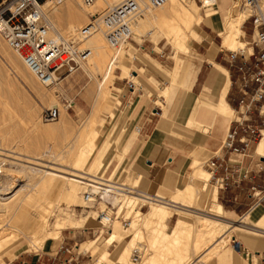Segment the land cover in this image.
Wrapping results in <instances>:
<instances>
[{"label":"bare ground","instance_id":"obj_1","mask_svg":"<svg viewBox=\"0 0 264 264\" xmlns=\"http://www.w3.org/2000/svg\"><path fill=\"white\" fill-rule=\"evenodd\" d=\"M119 1L120 0H99L93 5H85L81 0H49L44 4V14L50 19L53 25V28L47 34L48 38L55 42L59 41L60 37L66 39L79 38L80 42H82L81 45L89 50V55L87 56L86 62L83 64V68L94 78L97 75L95 84H92L85 92V96L92 104V112L86 117L83 123L81 121L82 125L76 130H73L67 124L66 116L68 113L66 108L70 104L63 105L64 108L60 111V118L58 117L59 120L56 119L57 122L55 125L47 124L42 126L40 121L35 125L42 135H59L61 141L46 157L47 162L54 165L58 163L68 164V166L70 165L69 167H71L69 168V173L59 174L54 170V165L50 164H43V168L27 169L25 166L20 167L17 165L4 167L3 165L7 164L4 162V164H1L2 161L0 162V172L3 169H5L6 172H11L8 174L11 175V180L9 181L12 183L11 185H14L13 187H15L17 179H25L23 185H21L12 196L8 198L0 197V229L3 226L10 229L8 232L3 233L2 231L0 234V250L8 251V249L15 246L22 237L31 238L33 241H31L32 244H42L49 237H55V239L59 238L58 235L61 232L59 229H57L56 232H47L52 217L56 212L57 205L61 201L66 202L68 200H75L82 188L87 190L88 186H90V182L101 180L100 173L103 171L101 168L102 160L96 161L94 155H88L87 157L86 148L82 147V141L87 140L90 147L87 150H90L89 152L93 154L99 136L104 135L105 127L110 125L113 119V112L110 111L106 114V118L103 119L102 126L97 128L93 127L97 115L102 114V117L104 116L103 112H105V110L100 108L101 102L106 99L113 100L109 87L116 77L115 69L122 67V75L125 76L129 73L128 66L130 63H133V61L130 55V41L122 42L117 47H111L107 44L100 26L97 27L91 35L83 39L79 35V30L84 25L91 22V18L89 17L90 14H95L96 12L101 14L108 8L119 3ZM202 1H204L202 7L206 8L205 16L199 13V7L195 2L189 0H168L160 7L144 10L133 21L131 38L133 34L134 36L136 34L147 36L152 31L158 30L178 52L184 50L188 51L191 47L190 42L201 38L198 35V25L204 22L213 27V17L218 13V7L216 6L218 0ZM259 4L264 12V0H259ZM240 5H243L241 0H232V3L223 9L225 15L224 21L222 26L217 29V33L221 37V45L223 48L230 51L245 49L251 52L252 48L245 39L246 33L243 29V25L247 17L252 14L253 9L246 5H243V9H239ZM77 26H79V28H77ZM64 27L67 28V33L69 35L64 33ZM0 49L6 58L13 61V63L16 62L17 59L7 51V48L2 43H0ZM17 55L22 59L25 67L35 76L23 58L18 53ZM23 64L22 66L24 67ZM39 82L41 83V81ZM41 84L45 87H51V91L48 93L40 91L39 95L43 99H48L53 102V107L51 108L58 107L60 110V106L57 104L60 90H54L52 87L55 85L47 86L43 83ZM168 89L169 92H171V87ZM215 110L229 118L236 115L235 111L225 100L220 101L215 107ZM112 142L110 146H112ZM110 146L109 149L111 148ZM257 147L255 151L256 154L259 153L258 155H263L264 139L259 144L258 153ZM13 163L16 162L14 161ZM203 164L204 162L201 161V159H194L189 168V181L186 183L184 190L174 192L170 195L156 193L154 197L151 196L150 193L140 191L138 188L134 190L135 187L127 186L124 182L123 184H119L116 181L113 182L109 180L117 186V190L110 200L113 207L117 209V212L123 213L124 210H126V212H130L129 216L133 215L127 227H124L120 222L122 227L126 230L131 229L135 220L144 215V225L152 228V230H150L152 232L151 234L148 227H145L146 230L148 229L149 234L152 235L153 245L159 244L158 246L160 248L167 249L185 245L187 252H189L188 248L194 249L197 253L201 250L203 251V254H201L202 257L207 258L215 256L224 247L226 243L225 235H230L231 229L239 232L249 230L253 233H264V231H262L264 228L257 224L264 220L263 206H258L246 216L237 218L240 224L231 225L230 222L225 220L228 219V214L217 201V187L210 182L212 174L209 170L204 168ZM135 174L136 173L133 172L130 175L133 176ZM80 198L82 205L87 203L96 204L85 200L84 195ZM194 198H197L198 204H200L207 214H195L194 210L193 212L188 209L190 206L187 203L192 202ZM101 203L105 205L104 202ZM140 204L149 205V211L143 214L141 211L142 209H139L141 206ZM110 211L111 210L108 209L107 212L110 213ZM93 213H96V211ZM174 213L177 214L176 222L172 230L167 232V221ZM194 215H197V217L195 216V218ZM116 220L117 219L112 220L108 227L109 231L113 230L112 227L117 222ZM94 222V216L90 215L78 220L76 225L92 227ZM197 222L203 224V232L202 230H198ZM247 224H250L253 228L247 227ZM111 231L108 232L107 237L101 236L95 240H91L89 244L85 245V249L98 252L103 243L104 246L111 245L117 241L118 237H120V240L128 239L127 243L119 250L120 252L117 253L118 256L116 259L109 256L111 255L110 251L101 250L100 252H103H98L99 257L96 259V262H100L101 260L105 262L106 260L105 264H124L134 247H138L139 250L142 251L141 257L144 256L143 251L146 250L145 246L140 245L141 243L136 245L137 239L142 237L143 234V232L141 233V228H135L134 232H131L132 236L130 237L128 235L130 238L127 236L124 238V235L118 236L116 232ZM204 237H208L209 239H205L206 242H203ZM235 238L238 239L237 237ZM190 242H192V246ZM240 242L242 243V241ZM116 249L114 251H116ZM114 251L112 253L113 255ZM185 253L186 252H184V254ZM162 256L163 255L158 256L157 254L152 255L143 264H162L160 262ZM184 257V259L172 261L170 264H187L193 258L190 254H185ZM140 260L141 258L137 261H132L139 262ZM190 264H196V260L194 259Z\"/></svg>","mask_w":264,"mask_h":264},{"label":"rangeland","instance_id":"obj_2","mask_svg":"<svg viewBox=\"0 0 264 264\" xmlns=\"http://www.w3.org/2000/svg\"><path fill=\"white\" fill-rule=\"evenodd\" d=\"M189 1L195 2V4L199 7V13L202 16L203 15L205 16L206 8H203L202 7L203 5H201L198 0H189ZM231 3L232 0H218V4L216 5L218 7V13L213 17L214 29L217 30L222 26L225 16L223 9L229 6ZM243 7H244L243 5H240L239 9H243ZM77 28H79V26H77ZM243 28L245 29L247 34L245 39L248 41V43H250L249 46L251 47L253 46L252 44H253L254 32L250 21H246ZM64 33L66 35H69L67 33L66 27H64ZM0 43L5 45L7 51H9L10 54L15 59H17L16 62L13 63V61H10L8 58L4 56V54L1 52L0 49V162L2 161L1 164L3 162L7 164V165H3L4 167L17 165L20 167L25 166L27 169L43 168L45 164L54 165L50 162H47L46 157L55 147L59 145L61 138L59 137V135L58 136L42 135L35 126L38 121L41 122L42 126L47 124L55 125L57 122L56 120L46 122L42 118L43 111L53 107L52 104L53 102H51L48 99H43L39 95V92L44 91L48 93L51 91L50 89L51 87H45L37 80V78L27 69V67H25V64H23L22 59L17 55V53L9 46V44L1 36H0ZM190 43H191V47L188 49V51L184 50L178 52L177 49L158 30L152 31L147 36H141L137 34L134 36L133 34L132 39L129 42L130 52H131L130 55L133 61V63H130V65L128 66L129 73L125 75L126 76L125 77L122 75L123 73L122 67H118V69L115 70L116 77L113 80L112 85L109 87L113 100L106 99L101 102L100 108H102V110H105V112H103L104 116L102 117V114L97 115L93 127L97 128L102 126L104 121L103 119L106 118L107 116L106 114L109 113L110 111L113 112L112 122L110 123V125L105 127L104 135L99 136L93 154L89 152L90 150L89 151L87 150L88 148H90L89 143H87V140L82 141L83 142L82 147L86 148L87 157L88 155H94L96 161L102 160L101 168L103 171L100 173L101 179H107L113 182L116 181L119 184H123L124 182L127 184V186H131L135 188H137L139 185L140 177L137 175V173L135 172L136 174L133 176L130 175L134 171L131 170L129 167H127L125 164L122 165L123 159L131 149V142H130L131 137L126 141L128 130H126L127 128L125 126V121L127 120L128 117L124 118L122 116V113L128 108H126L123 111H119L122 108V105L121 106L119 105V101H120V95L122 93L124 92H126L127 94L129 93L128 87L125 84V80H127L128 82L129 79L135 81L134 73H132V71L136 72V70L145 67V70L143 71L144 74L147 76L150 75L153 76L152 70L154 69L151 68L149 65H145L143 62H141V60L138 59L133 60V55L135 54V58H136L137 57L136 53L149 54V56L157 60L163 66V68H166L175 65L176 61L173 58V55L176 58L178 57L190 58L191 48L193 46V40ZM79 44L81 45L82 42H79ZM81 47H83V45H81ZM255 50L256 48L254 47V51ZM159 53H162L163 56H160ZM22 64L24 65V67L22 66ZM65 73H66V67L58 71V75H64ZM88 74L89 73L83 68L82 65L80 69L66 76L58 85L52 87L54 90L56 89L60 90L59 91L60 96L59 99H57V104L60 106V111L63 110L64 108L63 105L65 106L70 104V106L66 108V111L68 113L66 118H67L68 126H70L73 130H76L78 127H80L83 121H85L86 117L92 112L91 110L92 104L85 96V92L92 84H95V78L97 75L94 78L93 76H91L90 74L89 76ZM160 76L161 77L156 76L155 78L160 83H165L167 79L164 77L163 74L162 75L160 74ZM131 84L136 86L134 98L139 97L138 98L139 100L141 95H144L143 98L147 97L146 93H144L146 90L145 85H147V83H145L144 80H139L138 82ZM138 84H141L142 86L140 87ZM176 90L177 88L172 86L171 92L166 94V97L169 99L171 96L176 95L175 94ZM158 99H160V102H162L164 106L167 104V99L164 96L157 98L155 95L152 96L148 95L145 103L146 104L150 103L153 107L157 109H161L162 112V106L160 105V103L157 102L159 101ZM234 118H236V115L232 117V119ZM111 142H112V146H110ZM109 146L111 147L110 149ZM210 155H212V153L208 154L207 156H204L203 159H201V161L205 162V160H207L210 157ZM120 157H123L121 162H119ZM14 161L16 163H13ZM191 163H192V158L188 163L189 168L191 167ZM58 164H55L53 166L56 172H58L59 174L69 173V168H71L69 167L70 165L68 166V164L66 165L65 163L62 164L58 163ZM4 170L5 169L1 170L0 172V197L8 198L12 196L17 191V189L21 187V185H23V181L25 179L24 178H21L19 180L17 179V181L15 182V187H13L14 185H11L12 183L9 181L11 180L10 178L11 175H9L11 172L9 173L8 171L6 172V170L5 171ZM60 171H62L63 173ZM189 175L190 174L188 169V171L183 175L182 183L177 184L175 187H182L183 185H185L189 181L188 178ZM84 191L85 188H82L80 190V193L76 198L78 201L76 199L68 200L66 202L61 201L57 205L56 212L52 217L51 224L48 227L47 232H56L57 229H59L61 231L60 234L58 235L59 238L55 239V237L53 238L49 237L42 244H37V243L32 244L33 241L31 240V238L22 237L20 241L15 244V246L11 245L12 247L8 249V251L0 250V264H10V263L17 264L18 261L21 260L22 258L30 257L34 254L39 255L40 253H44V252L56 254L61 244H64L67 247H71L72 255H74V257L78 256L77 260L72 261L73 264H86L87 262L89 263L92 262L94 264H105L106 262L105 259H103L105 260V262L102 260L100 262H96V259L99 257V253L103 252V251L100 252L101 250L110 251L111 255L109 256L112 257L113 259L114 258L116 259V257L118 256L117 253L120 252L119 250L123 248V245L127 243L128 239L120 240V237H118L116 242L108 246L107 245L104 246L103 243L101 249L98 251L99 253L96 251H89V250H88L89 252H85L86 251L85 245L89 244L91 240H95L101 236L107 237L108 232H110L111 230L109 231V230L101 229L100 223L97 220L98 214L96 213L106 208V206L101 203L102 201L96 204H91V203H87L83 205L81 204L80 197L83 196ZM197 201H198L197 198H194L192 202L187 203L190 207L189 208L186 207V208L192 211L194 210L195 212L194 211L193 212L195 214H201V215L207 214L206 211L202 209V207L200 206V204H198ZM225 209L228 210V207L225 206ZM94 211H96V213H93ZM148 211H149V207L144 205L142 207L143 214H145ZM122 214L123 216H129L130 212L129 211L126 212V210H124ZM174 214L175 215H173L172 218H169L167 221L168 222V227L166 228L167 232H170L172 230L173 223L177 218V214L176 213ZM90 215H93L95 219V222L92 225V227H83L82 225H78V226L76 225L78 220L82 218H86ZM244 215L245 214L236 215L233 218L227 215L228 219L225 220L230 222L231 225H237L240 224L237 218H240ZM142 216H140L135 220L133 227L129 230L124 229L119 220H116L117 222L112 227L113 230L111 232H116L118 236L124 235V238L125 236L130 238L135 228L138 227L141 228V233L143 232L142 237H139L137 239L136 245H139L138 243H141L140 245L145 246L146 250L143 251L144 256L141 257V260L139 262H133L131 259L132 255L130 254L127 260H125L126 262H124V264H143L146 262V260H148L149 257L155 254H157L158 256L163 255L160 260L162 264H170L172 261H179L181 259H184L185 254L186 255L190 254L191 257L193 256V258L189 261L190 263L194 259L200 260V262L196 264H209L212 258L214 257V256L213 257L211 256V258L202 257L201 254H203L202 253L203 251L200 250V252L197 253L194 249L192 250V248H188L189 252H187L185 245H179L171 249L160 248L158 246L159 244L153 245L152 235L149 234V231L152 230V228L144 225L143 222L145 218L144 215ZM195 216L197 217V215H194V217ZM145 227H148L149 231L148 229L146 230ZM197 228L198 230H202V232L204 231L203 224L201 223L197 222ZM9 230L10 229L8 227L3 226L0 229V234L2 233V231L3 233H6ZM97 230L99 231V233ZM238 232L239 231L231 229L230 235L227 234L225 235V239H226L225 245L227 247L232 248V238L234 236L238 237L237 234ZM150 233L152 234L151 231ZM203 239H204L203 242H206L205 239L208 240L209 238L204 237ZM190 245L192 246V242H190ZM78 246H80L81 253L78 252ZM115 249L116 251H114ZM232 250L233 253L239 259L243 260L244 262L252 263V259L246 260L240 254H238L233 248ZM113 251H114V255L112 254ZM184 252L186 253L184 254ZM65 256L69 257L70 255L66 254ZM189 262L187 264H190ZM258 264H264V253L260 256V258H258Z\"/></svg>","mask_w":264,"mask_h":264},{"label":"crops","instance_id":"obj_3","mask_svg":"<svg viewBox=\"0 0 264 264\" xmlns=\"http://www.w3.org/2000/svg\"><path fill=\"white\" fill-rule=\"evenodd\" d=\"M197 30L201 40H193L190 58H176L173 55L176 61L173 66L163 68L149 54L136 53V58L135 54L133 55V60H141L154 70H152L153 76L144 74L145 67L136 72L132 71L135 81L129 79V83L144 80L147 83L144 92L147 97L148 95H155L157 98L164 96L167 99L165 106L160 99L157 101L162 106V112L150 103L146 104L147 97L143 98L144 95H141L139 100V97L134 98L135 91L132 92L129 89L130 94L124 92L120 95V101L118 100L119 105H122L119 111L128 108L122 116L128 117L125 121L126 130H128L126 141L131 137V149L123 161V157L119 158V162L122 161V165L125 164L140 176L137 188L154 197L156 193L170 195L184 190L186 184L182 187L175 186L182 183L183 175L189 169L190 159L192 158V161L203 159L210 153L212 157L219 150L232 120L215 110L219 102L225 100L235 112L239 111L238 101L242 93L239 90L240 73L237 67L242 57L238 56L234 61L230 60L228 54L230 50L222 47L221 37L212 26L201 22ZM251 48L254 51V46ZM159 73L167 79L165 83H160L155 78L161 77ZM172 86L177 88L176 95L168 99L166 94L169 92L168 88ZM256 86V83L250 84L249 95L253 93ZM258 105L259 103L254 102L252 112L246 116L256 118ZM263 139L264 136L258 143L257 153ZM239 162L241 172L251 171L253 168L248 158H243ZM256 180H264V176L257 177ZM242 185L243 189L217 190L216 199L231 218L243 214L246 216L256 207H264V203H261L249 210L250 199L246 189L250 182L243 181ZM146 206L149 207V205ZM258 225L264 228V220ZM246 226L253 228L250 224ZM237 234L240 241L254 252L251 258L252 263L239 259L232 248L225 245L226 247L224 246L209 264H258V258L264 253V233L243 230ZM89 251L86 249L85 252ZM78 252L81 253L80 246H78ZM67 257L44 252L22 258L17 264H64L60 259ZM198 262L200 260H196V263Z\"/></svg>","mask_w":264,"mask_h":264},{"label":"built area","instance_id":"obj_4","mask_svg":"<svg viewBox=\"0 0 264 264\" xmlns=\"http://www.w3.org/2000/svg\"><path fill=\"white\" fill-rule=\"evenodd\" d=\"M47 1L49 0H0V35L23 58L41 83L52 86L58 85L66 76L80 69L87 60L89 50L79 45V38L60 37L57 42L48 38L47 34L53 25L44 14V4ZM81 1L85 5H93L99 0ZM167 1L120 0L101 14L98 12L90 14L91 22L79 30V35L82 39L87 38L100 26L107 44L117 47L122 42L131 41L132 24L139 14L148 8L160 7ZM198 1L201 5L204 3L202 0ZM241 2L253 9L245 22L250 21L252 24L254 32L252 45L256 50L248 52L245 49H238L228 52L231 61L238 56L242 57L237 67L240 73L239 90L242 93L238 101L239 111L235 112L236 118L231 120L219 150L205 160L203 166L211 172L210 182L215 184L217 190L243 189V181H249L250 185L246 191L250 199L248 207L250 210L254 205L264 203V180H256L257 177L264 176V154L258 155L255 152L264 131V12L259 0ZM159 55L163 56L162 53ZM64 67L66 73L58 75V71ZM251 83H256L257 86L249 95L248 88ZM125 84L130 91H135L133 84L127 80ZM254 102L259 103L256 108L257 117H247L246 114L252 112ZM59 116L58 107L48 108L42 113V118L46 122L54 121ZM243 158H248L249 164L253 165L251 171L241 172L239 160ZM89 185L83 193L85 200L93 203L102 201L106 206V209L98 212L97 220L101 229L108 230L113 219L119 220L127 227L133 215L123 216L110 202L117 186L107 179L90 182ZM143 206L141 205L139 209L141 210ZM108 209L111 210L110 213L107 212ZM232 246L246 260H250L254 254L235 237L232 238ZM141 253L138 247H134L131 259L139 260ZM66 254L70 256L60 259L64 264H70L78 259V256L74 259L71 247L61 244L55 255Z\"/></svg>","mask_w":264,"mask_h":264}]
</instances>
